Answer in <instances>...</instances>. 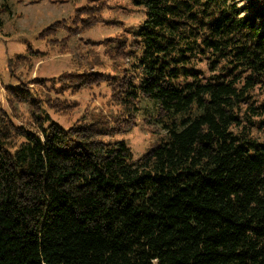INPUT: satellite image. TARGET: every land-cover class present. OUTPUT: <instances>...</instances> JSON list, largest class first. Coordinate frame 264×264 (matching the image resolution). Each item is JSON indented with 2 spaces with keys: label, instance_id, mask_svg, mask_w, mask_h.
Wrapping results in <instances>:
<instances>
[{
  "label": "trees",
  "instance_id": "trees-1",
  "mask_svg": "<svg viewBox=\"0 0 264 264\" xmlns=\"http://www.w3.org/2000/svg\"><path fill=\"white\" fill-rule=\"evenodd\" d=\"M93 3L64 19L69 33L99 19ZM130 4L142 20L107 41L124 66L81 55L48 79L66 94L105 82L109 114L85 108L65 126L46 109L77 102L6 89L13 111L31 107L25 123L0 108V264H264V142L251 132L264 122V0ZM137 119L154 137L141 155L121 137Z\"/></svg>",
  "mask_w": 264,
  "mask_h": 264
},
{
  "label": "rangeland",
  "instance_id": "rangeland-1",
  "mask_svg": "<svg viewBox=\"0 0 264 264\" xmlns=\"http://www.w3.org/2000/svg\"><path fill=\"white\" fill-rule=\"evenodd\" d=\"M99 1L104 3L98 6L99 11L93 7L97 9L99 19L79 32L69 33L68 27L71 24L64 19L73 17L76 8L94 5L93 2L97 0H0V20L3 23L0 30V108L17 114L15 119L19 123H25L28 119L31 105L27 102L17 103V110L13 111L6 100V89L19 88L21 84L39 100L47 99V93L51 98L57 97L58 101L70 102V105L71 102H77V105L58 111L44 107L51 119L65 126L79 122L85 108L89 111L97 106L109 114V88L105 82L66 94L62 90H49L51 83L48 80L65 71L75 70L81 55L89 59L97 53L109 73H114L116 67L124 66L123 62L111 58L107 41L118 36L129 40V29L132 30L142 20L143 13L140 8L133 7L130 0ZM61 21L62 24L59 23ZM57 22L59 25L55 27ZM46 28L52 34L45 32ZM29 49L39 53L30 54L27 52ZM33 81L35 83H31ZM39 82H43V86ZM144 126L143 120L141 122V119H137L121 135L138 155L154 140ZM251 132L259 141L264 142V122L256 123Z\"/></svg>",
  "mask_w": 264,
  "mask_h": 264
}]
</instances>
